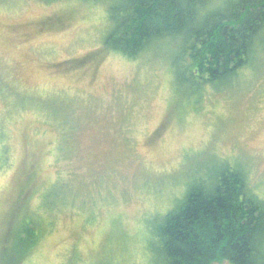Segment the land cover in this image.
<instances>
[{
  "label": "rangeland",
  "instance_id": "1",
  "mask_svg": "<svg viewBox=\"0 0 264 264\" xmlns=\"http://www.w3.org/2000/svg\"><path fill=\"white\" fill-rule=\"evenodd\" d=\"M105 16L77 0H0V264L139 262L142 219L224 160L264 197L262 63L208 90L161 51L107 50ZM58 182L75 198L51 210ZM28 217L44 231L17 255Z\"/></svg>",
  "mask_w": 264,
  "mask_h": 264
},
{
  "label": "trees",
  "instance_id": "2",
  "mask_svg": "<svg viewBox=\"0 0 264 264\" xmlns=\"http://www.w3.org/2000/svg\"><path fill=\"white\" fill-rule=\"evenodd\" d=\"M77 1L104 8L107 50L126 58L161 51L171 67L186 70L208 90L232 85L258 61L264 66V0ZM222 162L185 182L166 209L142 219L141 261L128 264H264V197L250 185L247 169ZM70 183L53 184L42 205L53 210L75 198ZM41 225L29 217L21 222L17 255L35 249Z\"/></svg>",
  "mask_w": 264,
  "mask_h": 264
}]
</instances>
